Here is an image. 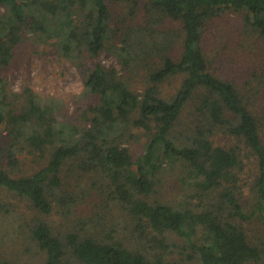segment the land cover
<instances>
[{
    "label": "trees",
    "instance_id": "obj_1",
    "mask_svg": "<svg viewBox=\"0 0 264 264\" xmlns=\"http://www.w3.org/2000/svg\"><path fill=\"white\" fill-rule=\"evenodd\" d=\"M227 14L264 43V0H0V71L41 44L85 71L72 110L0 78V190L28 205L0 200V264H264V57L209 59Z\"/></svg>",
    "mask_w": 264,
    "mask_h": 264
},
{
    "label": "rangeland",
    "instance_id": "obj_2",
    "mask_svg": "<svg viewBox=\"0 0 264 264\" xmlns=\"http://www.w3.org/2000/svg\"><path fill=\"white\" fill-rule=\"evenodd\" d=\"M111 9L116 15L125 11L123 5L115 3L111 4ZM210 30L205 52L215 64L225 65L228 58L234 63L232 67L239 69L238 72L243 75L249 66L260 67L258 64L264 57V43L260 42L256 35L245 33L242 21L238 20L235 14L216 18ZM99 62L106 67L114 66L121 69L118 60L108 52L101 54ZM233 74L235 75V72ZM2 77L8 80L9 89L13 92L20 93L23 87L29 84L38 93L66 98L67 107L72 110L74 108L72 97L84 89L85 71L60 58L54 48L41 44L20 48L12 64L0 71V78ZM128 147L134 157H138L144 151L141 142L138 141L130 142ZM0 200L17 207L18 213H27V203L11 192L0 190ZM82 212L87 216L89 213L99 214L104 211L96 207V201L93 200ZM52 219L55 220L54 225L59 231L66 229L69 224V220L65 221L60 216L55 215ZM113 219L109 217L107 220L110 222Z\"/></svg>",
    "mask_w": 264,
    "mask_h": 264
}]
</instances>
